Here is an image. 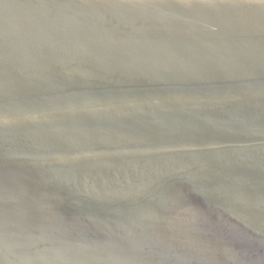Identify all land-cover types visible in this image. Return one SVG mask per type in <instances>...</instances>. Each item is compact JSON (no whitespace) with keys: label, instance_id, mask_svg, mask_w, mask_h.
I'll list each match as a JSON object with an SVG mask.
<instances>
[{"label":"water","instance_id":"95a60500","mask_svg":"<svg viewBox=\"0 0 264 264\" xmlns=\"http://www.w3.org/2000/svg\"><path fill=\"white\" fill-rule=\"evenodd\" d=\"M0 264H264V0H0Z\"/></svg>","mask_w":264,"mask_h":264}]
</instances>
